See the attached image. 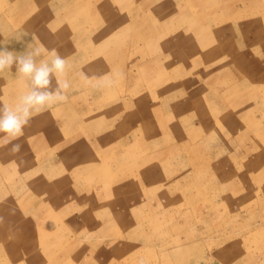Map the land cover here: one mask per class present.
Wrapping results in <instances>:
<instances>
[{"label":"rangeland","instance_id":"obj_1","mask_svg":"<svg viewBox=\"0 0 264 264\" xmlns=\"http://www.w3.org/2000/svg\"><path fill=\"white\" fill-rule=\"evenodd\" d=\"M8 52L66 100L0 133V264H264V0H0Z\"/></svg>","mask_w":264,"mask_h":264},{"label":"clouds","instance_id":"obj_2","mask_svg":"<svg viewBox=\"0 0 264 264\" xmlns=\"http://www.w3.org/2000/svg\"><path fill=\"white\" fill-rule=\"evenodd\" d=\"M34 39H38L35 33H31ZM39 51V50H37ZM53 56L52 66L49 67L46 63L37 66L31 56L18 57V72L23 76H30L32 83L37 89H45L50 84V74L55 72L57 75H62L65 72L67 60L61 57L54 49L51 52ZM13 54L0 53V72L9 68L13 63ZM62 88H67V83L61 82ZM56 99L66 100L63 96H53V94L43 91H32L27 95L20 97V102L16 106L9 107L4 105L0 107V133L6 134L7 137L12 139H19L24 135V128L30 125L33 118V112L36 115L42 114V109L45 106L51 105ZM30 109H35L30 111ZM5 143L10 142L5 140ZM21 145L17 144L13 147V152L19 151Z\"/></svg>","mask_w":264,"mask_h":264}]
</instances>
